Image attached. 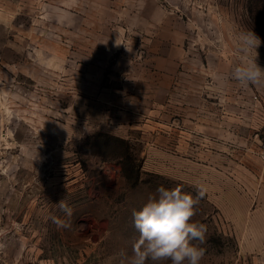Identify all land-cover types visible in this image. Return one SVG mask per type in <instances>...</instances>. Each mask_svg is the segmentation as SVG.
<instances>
[{
    "label": "rangeland",
    "instance_id": "obj_1",
    "mask_svg": "<svg viewBox=\"0 0 264 264\" xmlns=\"http://www.w3.org/2000/svg\"><path fill=\"white\" fill-rule=\"evenodd\" d=\"M247 32L264 67V0H0V264H119L159 186L205 189L200 264H264V87L231 78Z\"/></svg>",
    "mask_w": 264,
    "mask_h": 264
},
{
    "label": "clouds",
    "instance_id": "obj_2",
    "mask_svg": "<svg viewBox=\"0 0 264 264\" xmlns=\"http://www.w3.org/2000/svg\"><path fill=\"white\" fill-rule=\"evenodd\" d=\"M241 41L245 59L233 68L231 78L244 88L264 87V67L257 62L261 40L254 32H247L241 34ZM204 196L202 187L194 197L180 186H159L155 196H150L140 210L133 211L138 236L132 242L131 253L120 254L119 264H200L205 249L193 241L202 244L207 229L192 222V218L196 214L195 206ZM56 207L67 217L73 215V209L64 199ZM52 220L58 228L66 226L58 217Z\"/></svg>",
    "mask_w": 264,
    "mask_h": 264
},
{
    "label": "trees",
    "instance_id": "obj_3",
    "mask_svg": "<svg viewBox=\"0 0 264 264\" xmlns=\"http://www.w3.org/2000/svg\"><path fill=\"white\" fill-rule=\"evenodd\" d=\"M97 139L94 145L100 150L98 156L116 161L121 166L122 180L126 185L137 186L143 182L142 165L131 154L129 143L125 139L108 134H100Z\"/></svg>",
    "mask_w": 264,
    "mask_h": 264
},
{
    "label": "built area",
    "instance_id": "obj_4",
    "mask_svg": "<svg viewBox=\"0 0 264 264\" xmlns=\"http://www.w3.org/2000/svg\"><path fill=\"white\" fill-rule=\"evenodd\" d=\"M263 155H264V148H263Z\"/></svg>",
    "mask_w": 264,
    "mask_h": 264
}]
</instances>
